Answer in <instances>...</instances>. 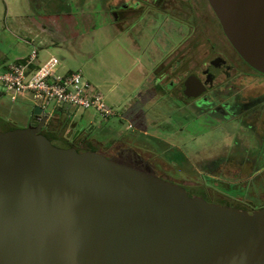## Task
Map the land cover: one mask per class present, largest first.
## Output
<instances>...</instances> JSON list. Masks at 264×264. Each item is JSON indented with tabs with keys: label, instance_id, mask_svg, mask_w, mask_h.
Listing matches in <instances>:
<instances>
[{
	"label": "water",
	"instance_id": "obj_1",
	"mask_svg": "<svg viewBox=\"0 0 264 264\" xmlns=\"http://www.w3.org/2000/svg\"><path fill=\"white\" fill-rule=\"evenodd\" d=\"M233 47L264 72V0H209ZM0 130V264H264V207L207 201L41 130ZM37 123H39L37 125Z\"/></svg>",
	"mask_w": 264,
	"mask_h": 264
},
{
	"label": "flooded vegetation",
	"instance_id": "obj_2",
	"mask_svg": "<svg viewBox=\"0 0 264 264\" xmlns=\"http://www.w3.org/2000/svg\"><path fill=\"white\" fill-rule=\"evenodd\" d=\"M99 2L117 37L130 38L135 53L146 60L133 74L139 77V90L145 86L153 90L155 107L163 108V112L165 108L200 112L210 118L212 124L233 125L235 138L230 154L208 159L206 166L210 169L208 167L206 172L211 180L234 185L238 191L245 189L248 193L236 192L231 196L204 186L198 179L189 183L186 176H170L169 172H186L187 168L196 171L205 165L190 162L185 149L166 139L164 130L160 133L151 128L173 127L176 123L173 117L165 114L144 118L146 122L136 124L114 110L106 118L127 119V126L93 129V122L77 127L74 118L79 109L73 112L71 108L59 107L52 111L48 122L57 119L65 126L63 131L70 128L73 135L63 134L70 141L57 146L74 147L80 152L97 151L115 162L178 183L191 194L212 203L226 205L225 200H233L244 206L240 209L249 211L264 207V72L249 65L233 47L209 0ZM48 3L49 12L43 10L40 15L41 27L52 28L60 32L59 36L66 35L75 23L70 22L74 17L70 0H48ZM85 15L87 20L90 13ZM121 47L134 55L123 42ZM137 97L136 102L141 100ZM67 108L69 111L64 114ZM7 109L8 105L0 104V115L4 116L3 111ZM30 111H23L18 117L25 123L23 127L31 123ZM8 129L11 128H0ZM176 133L177 130L168 134ZM177 135L180 138L179 133ZM257 203L262 205L257 206Z\"/></svg>",
	"mask_w": 264,
	"mask_h": 264
},
{
	"label": "rangeland",
	"instance_id": "obj_3",
	"mask_svg": "<svg viewBox=\"0 0 264 264\" xmlns=\"http://www.w3.org/2000/svg\"><path fill=\"white\" fill-rule=\"evenodd\" d=\"M38 1L40 9L37 10V5L30 3V0H0V61L3 59L8 62L0 65V71L6 70L8 64L22 62L34 48L38 51L36 60L38 64L42 65L50 57H57L60 61L56 68L57 74L82 72L85 79L99 87L113 111H117L125 118H130L131 122L138 124L145 120L144 118L160 114L173 117L176 122L173 123V127L158 129L153 126L151 128L160 133L164 130L166 139L178 143L185 149L190 162L203 163L201 165L205 167L201 166L196 171L194 168H187L186 172L178 171L176 174L169 172L170 176L178 178L186 176L189 183L198 179L204 183V186L231 196L237 194L236 192L248 193L245 189L242 192L238 191L234 185L228 186L226 183L213 181L206 172L209 167L206 166L209 163L208 159L230 154L235 138L232 134L235 132L233 125L212 124V120L200 112L191 110L177 112L173 109L166 110V108L163 112V108L155 107L153 90L146 86L139 90V77L136 72V75L133 74L134 69L141 68L142 61L145 59L135 53L130 38L123 35L117 37L114 29L111 28L108 15L104 12L105 8L99 0H70V12L74 14V19L72 18L70 22L75 23L70 30L73 31H69L64 36H59L60 32H54L52 28L50 30L41 28L43 21L40 15L44 9L49 12L50 6L47 5L48 0ZM88 13L90 16L86 20L84 15ZM31 18L38 23L37 26L31 22ZM121 42L128 50L132 49L133 56L122 49ZM25 95L28 97L31 94ZM0 96L2 97L0 104L8 105V109L3 111L5 115H0V128L23 127L25 123L18 117L23 115L21 114L23 111L27 113L37 103L33 99L26 101L19 99L13 102L3 83H0ZM137 96L141 99L138 102H136ZM60 107L71 108L74 112L78 106L62 105ZM75 113L74 120L77 127L93 122V129L97 126L121 128L127 126L129 122L118 116L103 117L95 109L82 108ZM52 124L54 128L56 125H61L57 119ZM175 130L180 138L177 133L168 134ZM63 134L71 137L73 130L67 128ZM224 203L238 208L244 207L233 200H225ZM257 204V206L262 205V203Z\"/></svg>",
	"mask_w": 264,
	"mask_h": 264
},
{
	"label": "built area",
	"instance_id": "obj_4",
	"mask_svg": "<svg viewBox=\"0 0 264 264\" xmlns=\"http://www.w3.org/2000/svg\"><path fill=\"white\" fill-rule=\"evenodd\" d=\"M37 59L38 51L34 48L24 61L8 64L6 70L0 71V83H3L13 102L29 93L31 95L26 98L33 99L50 114L55 107L62 105L95 109L103 117L113 114V108L107 104L99 87L85 79L82 72L60 75L56 73L60 64L57 57H50L42 65Z\"/></svg>",
	"mask_w": 264,
	"mask_h": 264
},
{
	"label": "trees",
	"instance_id": "obj_5",
	"mask_svg": "<svg viewBox=\"0 0 264 264\" xmlns=\"http://www.w3.org/2000/svg\"><path fill=\"white\" fill-rule=\"evenodd\" d=\"M30 3L36 4L37 5L36 8L38 10V8L40 6V3L38 0H30ZM22 61H24V59ZM52 123H53V121H50L47 123L46 127H44V134L56 145H58L60 143H67L68 141H70V140L66 139L63 135V132H64L63 128L65 126L59 124V125H56V128H54L55 126H53ZM8 128H12V127H8Z\"/></svg>",
	"mask_w": 264,
	"mask_h": 264
},
{
	"label": "crops",
	"instance_id": "obj_6",
	"mask_svg": "<svg viewBox=\"0 0 264 264\" xmlns=\"http://www.w3.org/2000/svg\"><path fill=\"white\" fill-rule=\"evenodd\" d=\"M32 19V23L34 24V25H36L37 26V22L35 21V20H33V18H31ZM40 27V26H39ZM41 28H44V27H41ZM0 65H5L6 63H8V62H6L5 60H1L0 61ZM22 101H26V100H30V99H27L26 97H22V98H20ZM56 109H58L59 107H55ZM69 111V109L67 108L65 111H64V114H66L67 112Z\"/></svg>",
	"mask_w": 264,
	"mask_h": 264
}]
</instances>
